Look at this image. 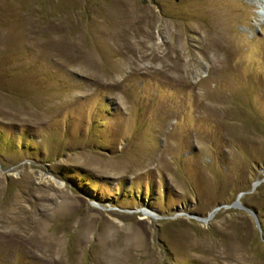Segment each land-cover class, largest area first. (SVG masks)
<instances>
[{
	"label": "rangeland",
	"instance_id": "obj_1",
	"mask_svg": "<svg viewBox=\"0 0 264 264\" xmlns=\"http://www.w3.org/2000/svg\"><path fill=\"white\" fill-rule=\"evenodd\" d=\"M0 264H264V0H0Z\"/></svg>",
	"mask_w": 264,
	"mask_h": 264
},
{
	"label": "water",
	"instance_id": "obj_2",
	"mask_svg": "<svg viewBox=\"0 0 264 264\" xmlns=\"http://www.w3.org/2000/svg\"><path fill=\"white\" fill-rule=\"evenodd\" d=\"M233 205H237V206H242V204L240 203V201L238 199H236L235 201L232 202ZM246 209L251 212L252 215H254V217H256V212L255 210L249 208V207H246ZM196 217H199V216H196ZM207 219V218H205Z\"/></svg>",
	"mask_w": 264,
	"mask_h": 264
}]
</instances>
